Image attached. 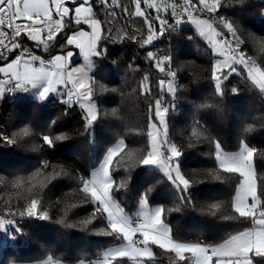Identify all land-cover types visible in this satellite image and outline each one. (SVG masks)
Wrapping results in <instances>:
<instances>
[{
  "label": "snow or ice",
  "instance_id": "obj_1",
  "mask_svg": "<svg viewBox=\"0 0 264 264\" xmlns=\"http://www.w3.org/2000/svg\"><path fill=\"white\" fill-rule=\"evenodd\" d=\"M69 2L72 7L68 6ZM244 2L245 0H133V7L130 9L121 5L120 0H99L102 8L108 5L120 7L129 16L141 18V27L134 29L133 35H129L123 28L113 35L112 29L105 28L102 20L97 18L98 13L93 10L89 0H0V99L16 92H33L37 99L46 101L51 93L57 92L58 85H63L68 89L66 103H78L85 112L84 119L88 127L91 128L100 118L93 101L94 89L105 91L102 85L96 83L94 76L89 75L95 69L96 61L93 57H107V47H101V40L115 43L122 39H137L141 46H154V41L161 38L170 41L172 34H179L180 26L188 23L195 25L199 37L206 40L219 57L211 64L209 77L217 96L223 98L226 95V84L230 83L233 74L246 79L264 94V64L257 63L247 54L242 48L244 40L238 34V26L221 14V9L227 10L229 5ZM150 9H155V15ZM107 15L113 19L116 16L114 11ZM84 25L90 30H84ZM145 25L146 30L143 27ZM186 39L191 40L192 37ZM69 46L79 49V54L87 62L86 66L70 67L76 53L67 50ZM35 49H40L41 54H36ZM260 52L264 53V42L260 44ZM45 53L47 58H44ZM146 58L153 61L155 68L168 77L166 80H159L158 86L175 99L179 85L176 83L177 72L170 66L171 55L164 54L161 57L158 53L148 51ZM141 88L145 96L151 94L148 75L143 77ZM227 91L238 94L239 90L232 87ZM211 106L201 105L205 108ZM171 107L174 108L175 105ZM149 111L153 118H150L148 130L144 133V146L125 152L128 145L124 139L118 140L107 150L100 166L92 171L90 178L78 177L79 186L73 192L81 193L83 198L79 203H66L65 216L57 221L66 228L77 227V224L66 222L68 211L91 204V210L79 221V225L87 228L94 222H99L104 227L98 229V235L112 236L120 241L117 246L106 249L102 259L80 261L79 264H156L157 254L153 251V246L163 253L172 254L169 264H264V171L260 174L257 172L255 158L258 150L241 140L238 152H227L219 140H213L206 134L207 129L200 121L195 122L196 126L191 130L188 140L195 138L198 142L203 139L214 144L216 167L207 170L204 175L212 180L223 181L226 176L222 173L228 176L237 174L239 179L236 194L231 201L232 211L237 215L224 214L223 204L220 202L208 205V212L213 216L221 213V218L225 221L248 222L251 227L229 235L218 244L178 240L166 223V209L162 206L149 207L152 189L145 190L139 197L140 211L136 215L140 219L134 220L125 211L120 197L127 193L131 171L137 165L161 171L177 191L183 206L195 207L192 204V189L203 182L196 174H186L181 168L185 145L169 138L170 107L165 106L164 100L155 99L149 105ZM255 131L251 124L244 129L246 134ZM19 135L27 137L32 133L29 129H24ZM0 139L8 144H17L16 139H10L3 133H0ZM42 139L46 145L54 148L56 142L67 137L60 135L53 138L44 135ZM193 146V143L187 145ZM261 152L264 153V150ZM121 153L124 155L121 156ZM260 159L264 160V154ZM65 175H68L66 167H57L44 160L30 175L12 181V188L17 190V206L13 207L11 200L5 201L8 206L0 214V232H14L11 239L26 235L20 226L14 229L6 227L17 225V221L5 219V215L19 216L21 220L49 221V211L42 205L38 194L54 179ZM0 183H4L2 177ZM22 189L29 196L27 202L20 205L19 200L23 197L19 193ZM167 211L179 212L181 207ZM39 264L63 262L49 255Z\"/></svg>",
  "mask_w": 264,
  "mask_h": 264
},
{
  "label": "trees",
  "instance_id": "obj_2",
  "mask_svg": "<svg viewBox=\"0 0 264 264\" xmlns=\"http://www.w3.org/2000/svg\"><path fill=\"white\" fill-rule=\"evenodd\" d=\"M89 2L93 10L97 11V18L102 20L105 28L112 29L113 35L121 28L133 35V30L141 27L139 17L115 13L113 19L107 15L113 12L109 5L102 8L99 0ZM68 6L73 5L69 2ZM262 13L264 3L261 0H245L243 4H232L227 10L221 11L238 26V34L244 40L242 48L257 63L264 64V53L260 52V44L264 42ZM83 27L88 28L86 25ZM143 27L146 30V25ZM189 36L191 40L186 39ZM29 45L32 46L31 43ZM101 47H107L108 54L106 58L93 57L96 64L92 76L105 91L94 89L93 101L100 118L91 128L79 104H68L66 100L57 102L58 95L46 101H40L30 93L21 94L14 100L9 99L11 94L0 99V133L5 131L8 138L17 140L14 145L0 139V177L4 181L0 183V210L8 206L5 204L8 200L12 201L13 207L17 206V190L12 188V181L30 175L40 167L42 161L48 160L57 167H66L68 171V175L54 179L38 194L42 205L49 211V221L28 219L23 224L6 226L9 229L16 226L22 228L26 235L17 239H11L14 232H0V264L44 260L49 255L74 264L92 260L106 247L120 243L112 236L98 235V229L104 227L99 222L87 228L79 225V221L91 210V204L68 211L66 222L77 224V227L66 228L57 221L65 216L66 203H79L83 198L81 193L73 192L79 186L78 177L90 178L110 147L120 139H124L128 145L125 152L140 149L146 143L144 133L148 130L150 118H153L149 105L166 95L158 86V81L162 79L161 72L155 68L153 61L146 58L148 51L158 53L161 57L164 54L172 57L179 87L176 95L178 103L168 114L169 138L185 145L181 157L182 170L186 174H196L203 182L192 189V204L195 207L183 206L177 191L161 171L137 165L131 171L127 193L120 197L121 205L135 217L139 210L140 195L152 189L149 204H159L166 209V223L172 228L174 238L184 242L199 240L217 244L229 235L251 226L242 220L225 221L219 212L216 216L208 212V205L220 202L224 214L237 215L232 211L231 201L239 179L237 174L228 176L222 173L226 176L223 181L205 176L207 170L216 167L214 144L203 139L197 142L195 138L189 141L188 137L196 126L195 122L200 121L207 129L206 134L213 140H219L226 151L238 150L243 140L257 148L255 162L260 174L264 171V160L260 159L264 154L261 152L264 150V94L246 79L233 74L230 83L226 84V95L223 98L217 96L209 77L211 64L218 57L192 26L181 29L179 34H172L170 41L165 38L154 41V46H141L137 39H122L115 43L101 40ZM35 51L40 52V49ZM43 55L47 57L46 53ZM145 75L149 76L152 90L148 96L143 94L141 88ZM232 87L239 90L238 94L227 91ZM204 104L212 106L201 107ZM249 124L256 129L252 134L244 132ZM24 129H29L32 135L21 137L19 134ZM44 135L53 138L64 135L67 139L56 142L52 148L43 141ZM189 143L194 146L187 147ZM33 148L37 150L33 151ZM19 194L23 197L19 200L22 205L27 202L29 193L22 189ZM177 206L181 207V211H167ZM153 251L157 254L156 264H169L172 254L163 253L155 246Z\"/></svg>",
  "mask_w": 264,
  "mask_h": 264
},
{
  "label": "built area",
  "instance_id": "obj_3",
  "mask_svg": "<svg viewBox=\"0 0 264 264\" xmlns=\"http://www.w3.org/2000/svg\"><path fill=\"white\" fill-rule=\"evenodd\" d=\"M120 4L121 5H123V6H125V7H128V8H132L133 7V0H120ZM110 6V8L116 13V14H118L119 16H123V15H125L126 13L125 12H123L122 10H121V8L120 7H113V6H111V5H109ZM223 9H221V11H222ZM153 15H155V9H150L149 10ZM188 26H192V24H190V23H188V24H182L181 26H180V30L181 29H183V28H185V27H188ZM207 42V41H206ZM29 47H31L30 45H29ZM170 55V54H169ZM44 58H47L46 56H44ZM171 68L173 69V66H172V63H171ZM161 78L162 79H168V77H166L165 76V74L164 73H161ZM178 82H179V78L177 77V79H176V83L178 84ZM21 93L22 92H16V93H13V94H11V96H10V100H14V99H16V98H18L20 95H21ZM66 98H68V96H67V94H66ZM162 100H164L165 101V106L166 107H170V110L173 108V107H171V105H177V103H178V99H177V97L174 99L172 96H171V94H169V93H167L166 92V95L162 98ZM61 101H63V99L62 98H58V100H57V102H61ZM4 135H6L7 136V133L4 131V132H2ZM8 137V136H7ZM4 218L5 219H8V218H12V219H15L16 221H17V224H23V223H25L28 219H25V220H21L20 219V217L19 216H15V217H8V216H4ZM133 219L134 220H137V219H140V217H138V216H135V217H133ZM137 238H139V234H137Z\"/></svg>",
  "mask_w": 264,
  "mask_h": 264
},
{
  "label": "crops",
  "instance_id": "obj_4",
  "mask_svg": "<svg viewBox=\"0 0 264 264\" xmlns=\"http://www.w3.org/2000/svg\"><path fill=\"white\" fill-rule=\"evenodd\" d=\"M87 6V5H86ZM84 30H90V29H88V28H84ZM67 50H71V51H73L74 53H76L74 56H73V58H72V61H71V63H70V67H80V66H84V64L85 63H87L86 61H85V59H84V57L81 55V54H79V49H76L74 46H72V47H70V48H68ZM35 53L36 54H41V52H39V51H35ZM89 75H92V72H90L89 73ZM67 91H68V89L67 88H65V86H63V85H58L57 86V92L56 93H51L50 95H49V97H51V96H53V95H58L59 96V98H62L63 100H68V98H66V94H67ZM28 93H30V94H32L33 96H35L34 95V93L33 92H28ZM21 94H24V92H22ZM36 97V96H35ZM223 148V147H222ZM224 149V148H223ZM225 150V149H224ZM240 150V148L238 149V150H236V151H227V152H230V153H232V152H238ZM226 151V150H225ZM238 187V186H237ZM236 191H237V188H236ZM235 194H236V192H235ZM235 196V195H234ZM157 205H150L149 204V207H151V208H155ZM138 211H140V208H139V210ZM134 216H137L136 214L134 215ZM251 227V226H250ZM246 229V228H245ZM244 230V229H243ZM242 231V230H241ZM234 234H236V233H234ZM233 235V234H232ZM227 239V238H226ZM224 241V240H223ZM222 241V242H223ZM222 242H220V243H222ZM119 244V243H118ZM118 244H115V245H111V246H108V247H106L103 251H102V253L98 256V257H96V258H93L92 260H89V261H94V260H97L98 258H100V259H102V254H103V252L106 250V249H108V248H111V247H114V246H117ZM218 244V243H217ZM40 261H42V260H38V261H33V262H12V263H10V264H39V262ZM85 262H88V261H85ZM63 264H69V263H65V262H63ZM74 264H79V262H77V263H74Z\"/></svg>",
  "mask_w": 264,
  "mask_h": 264
},
{
  "label": "rangeland",
  "instance_id": "obj_5",
  "mask_svg": "<svg viewBox=\"0 0 264 264\" xmlns=\"http://www.w3.org/2000/svg\"><path fill=\"white\" fill-rule=\"evenodd\" d=\"M192 27L195 28V25L192 24ZM195 30H196V28H195ZM196 32H197V30H196ZM197 33H198V32H197ZM202 39H203V38H202ZM203 40H204V39H203ZM204 41L206 42V40H204ZM206 44L208 45L207 42H206ZM208 46H209V45H208ZM209 47H210V46H209ZM213 53H214V52H213ZM214 54H215V53H214ZM218 58H219V57H218ZM86 64H87V63H85L84 66H86ZM9 99H10V98H9ZM158 206H161V205L158 204L156 207H158ZM2 212H3V210H0V214H2ZM136 212H137V210H136L135 212H133V213H136ZM127 213H128V212H127ZM128 214L131 216L130 213H128ZM5 216H7V215H5Z\"/></svg>",
  "mask_w": 264,
  "mask_h": 264
}]
</instances>
